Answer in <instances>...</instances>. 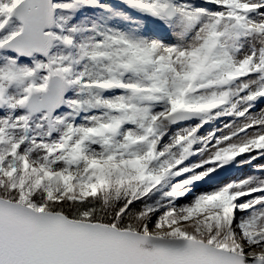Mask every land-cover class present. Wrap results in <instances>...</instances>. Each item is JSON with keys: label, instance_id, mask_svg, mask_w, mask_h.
Returning a JSON list of instances; mask_svg holds the SVG:
<instances>
[{"label": "snow or ice", "instance_id": "6c2138e0", "mask_svg": "<svg viewBox=\"0 0 264 264\" xmlns=\"http://www.w3.org/2000/svg\"><path fill=\"white\" fill-rule=\"evenodd\" d=\"M0 264H264V0H0Z\"/></svg>", "mask_w": 264, "mask_h": 264}, {"label": "rangeland", "instance_id": "374dc122", "mask_svg": "<svg viewBox=\"0 0 264 264\" xmlns=\"http://www.w3.org/2000/svg\"><path fill=\"white\" fill-rule=\"evenodd\" d=\"M231 175V178H234V177H232L234 174H230Z\"/></svg>", "mask_w": 264, "mask_h": 264}, {"label": "bare ground", "instance_id": "6f19581e", "mask_svg": "<svg viewBox=\"0 0 264 264\" xmlns=\"http://www.w3.org/2000/svg\"><path fill=\"white\" fill-rule=\"evenodd\" d=\"M235 175H236V174H234L232 177H234V178H235Z\"/></svg>", "mask_w": 264, "mask_h": 264}]
</instances>
